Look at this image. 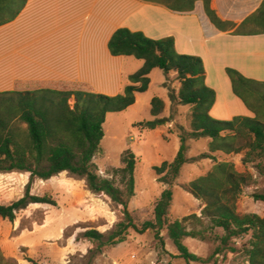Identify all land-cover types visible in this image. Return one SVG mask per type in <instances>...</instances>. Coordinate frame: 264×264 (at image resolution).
Here are the masks:
<instances>
[{
    "label": "trees",
    "instance_id": "16d2710c",
    "mask_svg": "<svg viewBox=\"0 0 264 264\" xmlns=\"http://www.w3.org/2000/svg\"><path fill=\"white\" fill-rule=\"evenodd\" d=\"M26 1L0 0V26L13 21ZM205 10L212 22H216L215 14L207 3ZM257 15L264 23V1ZM107 46L111 56H130L144 62L140 70L128 77L129 84L121 94L106 96L81 90L49 89L0 92V174L29 173L23 196L9 205H0V218L12 222L16 212L32 204L55 206L51 196L31 195L30 186L34 179L45 181L68 172L84 177L90 191L105 195L121 213L122 221L107 238L106 244L122 242L129 230L138 234L154 231L157 238L160 231L166 230L179 258L187 263L217 264L224 251H236L229 246L231 239L250 233L247 246H243L247 264H264V216L241 213L237 202L242 188L250 183L252 176L246 171H239L232 162H215L207 174L186 186L190 194L203 202L201 219L192 215L168 222L172 192L166 189L154 207V221L141 226L133 222L128 209V200L134 193V154L126 151L122 156L123 167L114 171L120 176L121 187L111 179L98 176L92 162L102 152L100 142L106 115L132 106L136 94L147 90L150 72L158 69L166 75L176 73L180 83L176 99L180 104L192 105L191 137L210 139L209 153H242L243 165L257 161L259 167L264 160V82L246 79L237 71L227 69L233 94L254 116L219 121L209 114L216 94L205 83L202 60L178 54L171 37L153 40L141 32L120 28L112 34ZM70 99L73 100L72 106L69 105ZM163 108L162 100H151L150 114L153 117L158 116ZM165 123L164 119H154L134 126L155 130ZM185 151V138L181 137L174 160L156 167V173L160 175L167 171L171 181L177 178L181 167L189 161ZM203 156L211 157L209 154ZM251 197L256 202H264V194L254 193ZM191 219L197 220L202 228L187 230L186 223ZM217 229H221L223 235H214L219 245L207 258L189 252L183 244L185 238L210 239L207 234ZM82 236L104 244L103 235L97 230L87 229Z\"/></svg>",
    "mask_w": 264,
    "mask_h": 264
},
{
    "label": "rangeland",
    "instance_id": "374dc122",
    "mask_svg": "<svg viewBox=\"0 0 264 264\" xmlns=\"http://www.w3.org/2000/svg\"><path fill=\"white\" fill-rule=\"evenodd\" d=\"M149 78L147 90L136 94V105L106 115L100 142L102 152L92 160L98 176L111 179L121 187L120 176L114 171L123 167L122 156L126 151L134 154V193L128 200L133 222L137 226L153 222L154 207L166 189L172 192L168 222L192 215L201 219L203 202L190 194L186 186L207 174L215 162H232L239 171L252 176L250 183L242 188L238 209L241 213L264 216V202H256L251 197L254 193L264 194V160L258 167L257 161L243 165L242 153H209L210 139L189 135L192 105L180 104L176 99L180 88L176 73L166 75L156 69ZM72 90L84 91L78 85L72 86ZM153 98L164 104L156 117L150 114ZM69 105H73L72 99ZM154 119H164L166 123L155 130L134 126ZM181 137L185 138V157L189 161L171 181L167 171L158 175L154 169L163 162L174 160ZM208 154L211 157L203 156ZM28 181L29 173L0 174V205L6 206L20 199ZM30 194L51 196L56 205H29L16 212L12 222L0 218V264H201L187 263L179 258L166 230L160 231L158 238L154 231L138 234L129 230L122 242L106 244L122 221V215L105 195L90 191L84 177L62 172L49 180L34 179ZM186 228L200 230L202 226L191 219ZM87 229L99 231L104 244L84 238L82 233ZM214 235L221 236L223 231L209 232L207 237L210 239L205 241L185 238L183 244L189 252L207 258L219 245ZM250 238L249 233L231 239L229 246L236 251H224L217 264H247L243 246H247Z\"/></svg>",
    "mask_w": 264,
    "mask_h": 264
},
{
    "label": "crops",
    "instance_id": "0c3cea01",
    "mask_svg": "<svg viewBox=\"0 0 264 264\" xmlns=\"http://www.w3.org/2000/svg\"><path fill=\"white\" fill-rule=\"evenodd\" d=\"M263 1L27 0L13 21L0 26V92L72 91L78 85L85 92L121 94L144 64L110 55V37L125 28L153 40L171 37L178 54L202 60L205 83L216 94L213 119L252 118L226 70L264 82V23L257 17Z\"/></svg>",
    "mask_w": 264,
    "mask_h": 264
}]
</instances>
